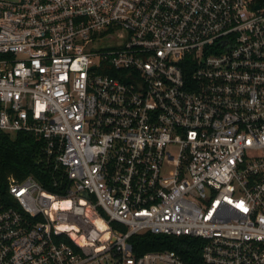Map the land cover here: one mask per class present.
<instances>
[{"label":"built area","instance_id":"built-area-1","mask_svg":"<svg viewBox=\"0 0 264 264\" xmlns=\"http://www.w3.org/2000/svg\"><path fill=\"white\" fill-rule=\"evenodd\" d=\"M19 131L68 189L9 179L0 264H189L136 254L144 231L264 264V3L0 0V133Z\"/></svg>","mask_w":264,"mask_h":264},{"label":"trees","instance_id":"trees-1","mask_svg":"<svg viewBox=\"0 0 264 264\" xmlns=\"http://www.w3.org/2000/svg\"><path fill=\"white\" fill-rule=\"evenodd\" d=\"M261 4L264 0H258ZM32 175L44 189L65 194L68 182L60 169H54L46 157L43 140L32 133L19 131L14 135L0 133V191L10 178L21 180ZM92 197V196H91ZM102 215L104 211L100 209ZM115 228L124 230L117 222ZM136 254L156 249H174L189 264H204L201 240L189 236L154 234L149 231L132 234L129 239Z\"/></svg>","mask_w":264,"mask_h":264},{"label":"bare ground","instance_id":"bare-ground-1","mask_svg":"<svg viewBox=\"0 0 264 264\" xmlns=\"http://www.w3.org/2000/svg\"><path fill=\"white\" fill-rule=\"evenodd\" d=\"M69 201L68 200H62V201H60V202H57V203H55V205L58 207V206H61V207H63V208H69ZM95 222L100 226V227H102L103 226V223H102V221L100 220V219H95ZM76 226H73V228H75Z\"/></svg>","mask_w":264,"mask_h":264},{"label":"water","instance_id":"water-1","mask_svg":"<svg viewBox=\"0 0 264 264\" xmlns=\"http://www.w3.org/2000/svg\"><path fill=\"white\" fill-rule=\"evenodd\" d=\"M257 6H258V5H257ZM82 195H83L84 197H88L87 192H82Z\"/></svg>","mask_w":264,"mask_h":264},{"label":"rangeland","instance_id":"rangeland-1","mask_svg":"<svg viewBox=\"0 0 264 264\" xmlns=\"http://www.w3.org/2000/svg\"><path fill=\"white\" fill-rule=\"evenodd\" d=\"M171 153L175 154L176 153V150L174 148H171Z\"/></svg>","mask_w":264,"mask_h":264}]
</instances>
